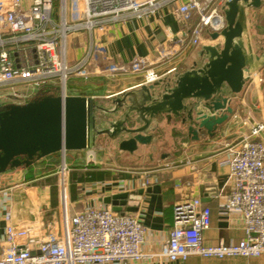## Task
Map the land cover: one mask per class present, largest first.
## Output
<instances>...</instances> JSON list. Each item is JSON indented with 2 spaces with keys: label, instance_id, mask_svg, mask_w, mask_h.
Returning a JSON list of instances; mask_svg holds the SVG:
<instances>
[{
  "label": "crops",
  "instance_id": "crops-1",
  "mask_svg": "<svg viewBox=\"0 0 264 264\" xmlns=\"http://www.w3.org/2000/svg\"><path fill=\"white\" fill-rule=\"evenodd\" d=\"M174 7L163 5L152 15L105 22L91 31L71 32L66 40L68 64L83 58L91 45L93 48L101 45L104 51H92L84 67L86 76L72 74L67 78L66 94L92 97L97 103L107 105L120 93L143 84L147 69L165 77L171 72L189 68L194 61L199 63L201 45L212 43L207 33L202 34L198 45L187 47L175 55L169 53L174 35L183 43L189 36L174 16ZM257 13L260 22L255 24V28L250 25V33L264 35V6ZM195 21L196 15L192 14L188 22ZM111 60L123 61L127 69L108 73L106 67ZM50 93L59 94L57 90ZM230 105L232 114L213 136L202 132L197 140H191L186 134V125L175 124L173 119L167 124L160 119L153 141L148 145H138L132 153L119 150L116 141L104 136L99 137L92 148L63 152L69 175L77 172L80 176L74 181L68 177L69 214L87 204L113 207L103 198L124 189H135L144 173L148 172L157 175L159 180L151 187L158 188L144 192L134 210L146 227V234L140 246L144 257L132 264H264V253L254 257L228 256L221 259L192 255L185 261L172 263L155 255L172 225L173 205L192 196L200 197L211 211L210 225L203 233L205 244L236 242L243 237L240 218L221 215L218 205L221 196L231 186L226 164L228 147L241 135L247 134L253 123L264 125V66L250 74L242 92L231 98ZM40 160L25 169H9L0 173V204L5 193L12 221L33 227L39 235H45L60 231L63 213L57 179L54 184L49 183L52 172L37 171L50 168L55 162ZM29 183L33 186L23 189ZM53 185L56 187L54 194ZM122 210L129 211L125 205ZM4 225L0 210V234Z\"/></svg>",
  "mask_w": 264,
  "mask_h": 264
},
{
  "label": "built area",
  "instance_id": "built-area-1",
  "mask_svg": "<svg viewBox=\"0 0 264 264\" xmlns=\"http://www.w3.org/2000/svg\"><path fill=\"white\" fill-rule=\"evenodd\" d=\"M225 0H0V108L23 104L37 93L58 91L66 94L67 78L86 76L84 67L92 51L102 53L101 45L89 47L87 54L70 65L66 40L71 32L91 31L105 22L152 15L163 5L172 9L188 39L173 36L169 53L175 55L198 45L203 33L218 32L225 20L221 5ZM196 15V21L188 18ZM127 64L111 60L108 73L124 72ZM151 69L144 83L158 79ZM246 123V121H244ZM264 125L252 126L228 147L231 186L221 196V215H237L243 237L236 242L204 243L203 233L210 225L211 211L200 197L178 200L172 209V225L155 255L169 262L189 256L224 258L254 257L264 253ZM66 164L58 181L63 202L60 231L39 235L35 228L12 221L7 204H0L5 222L0 234V264H132L144 257L140 250L146 227L134 211H115L112 206L87 204L69 214ZM157 175L145 172L132 193L158 182Z\"/></svg>",
  "mask_w": 264,
  "mask_h": 264
},
{
  "label": "water",
  "instance_id": "water-1",
  "mask_svg": "<svg viewBox=\"0 0 264 264\" xmlns=\"http://www.w3.org/2000/svg\"><path fill=\"white\" fill-rule=\"evenodd\" d=\"M262 6L264 0L223 1L225 25L208 33L212 43L201 45L199 63L124 91L107 105L88 96L39 92L23 104L1 107L0 173L28 168L56 152L92 148L101 136L132 153L153 141L160 119L186 125L191 140L202 132L213 136L233 112L231 98L264 66V35L249 29V12L256 19ZM155 188L116 193L103 201L115 211L124 205L134 211L142 194Z\"/></svg>",
  "mask_w": 264,
  "mask_h": 264
},
{
  "label": "rangeland",
  "instance_id": "rangeland-1",
  "mask_svg": "<svg viewBox=\"0 0 264 264\" xmlns=\"http://www.w3.org/2000/svg\"><path fill=\"white\" fill-rule=\"evenodd\" d=\"M253 15H254V13H253V10H251L250 12H249V18L251 19V27L252 28H255V24H257L258 22H260L259 20H260V17H259V15L257 16V18L256 19H254L253 18ZM34 97V96H33ZM32 97V98H33ZM31 98V99H32ZM48 158H42V159H46L47 161L48 160H53L54 162H55V165L54 166H51V170L50 171H48L49 173L50 172H52V173H50V174H52V177H56V179H57V182L59 181V178H60V175H61V167L64 165V163H65V154H63V153H61V152H59V153H56V154H54V155H52V156H47ZM41 162L42 161H44V160H40ZM40 163V162H39ZM68 168V167H67ZM38 172H40V173H42V172H45V170H42L41 169V171L40 170H37ZM68 177H69V170H68V173H67V185H68ZM30 186H33L32 185V183H29V184H27V185H25V186H23V189H26V188H28V187H30ZM22 188V187H21ZM59 200H60V203H61V206L60 207H62L63 206V202H62V200L59 198Z\"/></svg>",
  "mask_w": 264,
  "mask_h": 264
},
{
  "label": "trees",
  "instance_id": "trees-1",
  "mask_svg": "<svg viewBox=\"0 0 264 264\" xmlns=\"http://www.w3.org/2000/svg\"><path fill=\"white\" fill-rule=\"evenodd\" d=\"M53 92H55V91H53ZM46 93H50V92H46ZM52 168L50 167H47V168H45L44 170L46 171V172H48V171H50ZM55 178L56 177H52V178H49V183H52V184H54V182H55ZM69 178H71V181H74V180H79L80 179V176H79V174L77 173V172H75V173H70V175H69ZM55 190H56V187H54V185H53V187H52V192H53V194L55 193Z\"/></svg>",
  "mask_w": 264,
  "mask_h": 264
}]
</instances>
